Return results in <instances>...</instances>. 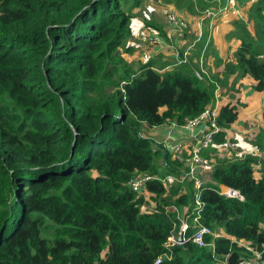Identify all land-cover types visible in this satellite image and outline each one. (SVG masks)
Returning <instances> with one entry per match:
<instances>
[{
  "label": "trees",
  "instance_id": "obj_1",
  "mask_svg": "<svg viewBox=\"0 0 264 264\" xmlns=\"http://www.w3.org/2000/svg\"><path fill=\"white\" fill-rule=\"evenodd\" d=\"M143 1L0 0V264H241L255 251L264 261V156L218 155L244 106L232 101L237 81L251 78L264 92V0L248 22H235L240 45L210 75L191 56L176 64L124 57ZM220 87L233 93L217 117L199 214L193 182L168 191L150 180L149 196L138 195L129 185L137 171L181 174V162L145 128L199 117ZM252 140L264 152V129ZM183 206L187 235L211 228L205 246H168Z\"/></svg>",
  "mask_w": 264,
  "mask_h": 264
},
{
  "label": "crops",
  "instance_id": "obj_2",
  "mask_svg": "<svg viewBox=\"0 0 264 264\" xmlns=\"http://www.w3.org/2000/svg\"><path fill=\"white\" fill-rule=\"evenodd\" d=\"M257 0H164V3L174 8L180 17L188 23V30L183 37L174 33L173 38H169L168 34L173 33L172 26L167 18L160 10H153V18L146 17L134 18L131 23V29L135 34L136 27L140 26L141 21L145 22L149 27L154 28L161 36V43H156L151 47V57L160 61L176 64L179 61V53L189 50V57L199 59L200 69L206 74H212L222 70L223 63L232 59L233 54L238 49L240 42L232 34L235 30V22L244 20L249 21V11ZM153 8V7H152ZM156 22V23H155ZM249 28L253 31V23L250 22ZM162 33H160V30ZM136 38V37H135ZM139 40L130 38L126 44L125 51L122 50L124 57L129 62H134L135 54L134 45ZM140 45L148 48L147 44ZM127 48L132 51H127ZM190 48V49H189ZM122 49V47H121ZM127 52V53H126ZM171 69V65L169 64ZM236 88L240 91L236 94V98H232L236 102L241 98L244 106L238 109V120L227 129V142L218 147V155L222 158L226 156L231 146V142H238L239 151L237 153L243 155V150L254 151L257 147L252 144L253 137L264 129V92H257L253 88V80L251 78H242L237 81ZM231 93L228 88L220 87L216 92V106L220 110L222 106L231 102ZM148 133L155 141V136L161 141H169L173 144L176 141H191L195 134L181 126L174 124H166L160 127L149 128ZM155 132V133H154ZM214 153V160H215ZM260 156H264V152ZM210 179V172L206 174ZM257 174V177H260Z\"/></svg>",
  "mask_w": 264,
  "mask_h": 264
},
{
  "label": "built area",
  "instance_id": "obj_3",
  "mask_svg": "<svg viewBox=\"0 0 264 264\" xmlns=\"http://www.w3.org/2000/svg\"><path fill=\"white\" fill-rule=\"evenodd\" d=\"M156 1L162 3L160 2V0ZM161 12L164 14V16L172 26L173 33H169L168 37L173 38L174 33H177L180 37H183L188 30V23L179 16L178 12L174 8L166 6L165 4L164 6L162 5ZM138 35L141 39L142 44H147V47L154 46L156 43H161V36L158 33L151 32L146 28H142L139 31ZM178 55L179 63L186 62L187 57L189 56V50H186L184 52L183 59L180 58V53ZM142 57L144 59H149L151 57L149 48H143ZM219 111L220 110L216 105L213 107L210 106L199 117L190 119L186 124L182 126L177 125L176 123H172L174 124V126L184 127L191 133L195 134L194 136H192L191 141H176L173 144H170L169 141L166 140L161 142L157 141L162 149L169 150L174 158L178 159L181 162V166L179 167L181 170V174L179 176L174 174L162 176L159 173L150 175L148 173L137 171L129 181V185L131 186V188L138 195L147 196L150 193L146 188V184L150 180H157L162 182V184L168 191L176 183L193 182L194 194L196 199L195 211H197L199 214V208L201 206V189L203 184L206 183L205 175L211 172L215 161L214 153L211 151V148L214 146V135L221 129L217 123ZM261 154L262 150L260 148H256L254 151L243 150V155L260 156ZM220 188L221 194L227 197H235L239 200H244V196L240 191L226 187L224 185H220ZM188 209V206L178 208V219H180L181 224L179 225V228L169 237L168 246H183L191 240L200 246H205V236L207 234L213 233L211 228L199 225V227H197V229L193 233L187 235L190 228V224L188 222L190 214L187 213ZM197 220L198 218L195 217L194 221L196 222ZM236 241L240 246L247 245V242L245 240ZM255 252H257V254L261 253L262 256V252ZM261 256L255 255V258L244 260L241 264H260L261 260L264 263L263 259H260ZM161 260L162 257L157 260V263H160Z\"/></svg>",
  "mask_w": 264,
  "mask_h": 264
},
{
  "label": "rangeland",
  "instance_id": "obj_4",
  "mask_svg": "<svg viewBox=\"0 0 264 264\" xmlns=\"http://www.w3.org/2000/svg\"><path fill=\"white\" fill-rule=\"evenodd\" d=\"M160 2H162V3H159L158 1H156V0H144L143 1V3H142V5L140 6V7H138V8H135L134 10H133V12H132V14L134 15V17L132 18V20H131V23H133V22H136V21H134V18L135 17H137V18H142V19H144L145 21L146 20H148L147 18L148 17H150L151 19L153 18V10L154 11H158V10H160V7H162V5L164 6V0H160ZM166 5V4H165ZM167 6V5H166ZM153 7V8H152ZM147 17V18H146ZM156 23V22H155ZM138 24H140V26H137L136 27V31H135V34H133V32H132V34L128 37V38H126L125 40H124V44H123V46H122V49L121 50H124L125 51V49H126V44L130 41V38H134V39H138L140 42H141V39L139 38V31L142 29V28H146V29H148L149 31H151V32H154V31H157L156 29H155V27L154 28H151V27H149L145 22H143V21H141V23H138ZM131 25V24H130ZM160 30V29H159ZM154 33H156V32H154ZM136 37V38H135ZM140 42H139V45H138V43H136V45H134V47H133V51H132V49H131V54L132 53H134L135 54V60H134V63H137V64H142V63H145V62H147V60H143V58H142V54H143V48H142V46L140 45ZM152 47V46H151ZM128 49V48H127ZM149 49H151V48H149ZM127 53V52H126ZM152 57H150L149 59H151ZM145 134L146 135H148L149 137H151L148 133L150 132V130L149 129H147V127L145 128ZM155 133V132H154ZM155 138L157 139V141H159V142H161V139L159 138V137H157V136H155ZM239 145H238V142L236 141L235 143H233V142H231V146L229 147V150L231 151V152H228L227 154H226V156H224V157H226L227 159H230V160H235V159H237V158H239V156H240V154L239 153H237L238 151H239ZM224 157H222V158H224ZM94 175H96V173L94 174ZM205 178H206V180H208L209 179V176H207V175H205ZM147 196H149V195H147ZM147 209H154L155 207H156V203L152 200V198L150 197H148V202H147ZM255 255H258V256H261V253H259V254H257V252H255ZM262 258V256L260 257V259ZM260 264H264L263 262H262V260L260 261Z\"/></svg>",
  "mask_w": 264,
  "mask_h": 264
}]
</instances>
